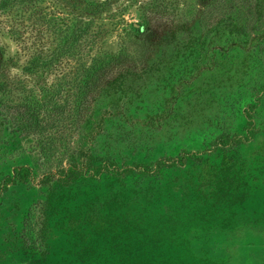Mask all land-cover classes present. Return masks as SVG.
<instances>
[{"label":"rangeland","instance_id":"374dc122","mask_svg":"<svg viewBox=\"0 0 264 264\" xmlns=\"http://www.w3.org/2000/svg\"><path fill=\"white\" fill-rule=\"evenodd\" d=\"M93 1L101 12L88 0L0 12V46L23 80L13 103L69 71L24 67L82 20L97 35L81 43L87 65L101 50H128L83 121L64 111L40 136L0 111V186L17 166L32 172L0 190V264H264V0ZM170 17L176 28L157 39L134 34ZM86 154L119 171L63 182Z\"/></svg>","mask_w":264,"mask_h":264},{"label":"trees","instance_id":"16d2710c","mask_svg":"<svg viewBox=\"0 0 264 264\" xmlns=\"http://www.w3.org/2000/svg\"><path fill=\"white\" fill-rule=\"evenodd\" d=\"M88 1V7L93 12H101V3L94 2L93 0ZM35 2L36 0H0V12L15 13L19 11L16 9L17 7H29L32 4L30 6L31 8ZM175 28V21L171 17L166 18L162 22H153L149 18L146 25H136L133 31L138 37L142 36L144 38L154 39L157 35H163L164 32L172 31ZM91 29L92 26H90V23L82 20L80 23H76L66 30H63L58 44L53 49L36 48L35 52L31 55L28 65L24 67L27 74L38 77L41 76L40 73H52V71H61L67 67L70 69L68 72L62 73L55 83L49 84L47 80L44 81V84L40 86L39 96L31 90V94L21 103H13V96L15 91L19 89V84L22 83L23 85V80H17L11 74L10 67L12 65L10 60L5 58V51L0 46V111L7 113L9 111L12 113L10 117L16 118L20 122H29L27 128L40 136L46 135L49 128L55 127V122L60 121L64 111H76V117H80V120L83 121L85 118L84 115L91 107L90 97L95 95L96 92H99V89L103 88L111 80L112 70L119 69L120 65H126L128 59L126 55L128 50L124 46V49L118 55L101 50L97 56L92 58L91 64L87 65L81 58L84 53V48L81 43L84 40L83 38L87 37L88 39L84 40V45L91 47L94 44V38L97 35H94ZM10 33L16 40H21L18 36L19 30L16 27L11 28ZM127 38L128 35L124 37L123 43L125 45ZM76 57H78V61L72 64L70 60H74ZM65 62L68 63V66H66ZM26 87V85L22 86L23 89ZM63 93L68 94V98H66L67 100H65L64 104H61L59 99ZM242 139V137L232 138L231 140L223 138L221 139V143L223 145L230 144L234 140L240 141ZM52 143L53 139L50 144L48 142L45 143L46 147L42 145L45 153L47 150H52ZM194 154L196 153L184 150L183 156H192ZM93 159L91 154H86L82 165L76 162L71 163L69 167L65 168L64 172L60 173L62 181L70 183L74 179L83 176V172L85 173L86 171L92 174H98L103 169L110 167H115L116 171H119L117 166H114L110 161L95 164L92 162L94 161ZM166 163V161L161 160L154 168L142 164L138 166V169L142 173H150V171L152 172L162 168ZM131 168L129 167L128 171ZM31 174V168L28 166L22 165L15 167L13 174L8 175L3 181L0 190L18 181L22 183L26 182L28 176Z\"/></svg>","mask_w":264,"mask_h":264}]
</instances>
